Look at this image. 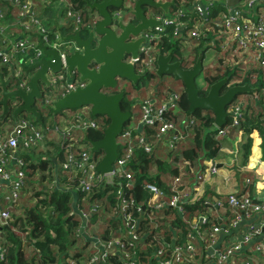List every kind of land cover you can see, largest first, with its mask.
I'll return each mask as SVG.
<instances>
[{"label":"built area","instance_id":"1","mask_svg":"<svg viewBox=\"0 0 264 264\" xmlns=\"http://www.w3.org/2000/svg\"><path fill=\"white\" fill-rule=\"evenodd\" d=\"M6 1L10 6L8 19H6L8 6L0 0V64L7 67V72L3 75L8 79V84L12 83L13 87L22 86L28 89V77L23 75L25 74L23 67L43 55V50L39 45L40 40L48 48H59L62 42L59 39L58 30L51 32L50 36L47 34L49 29L39 21L36 14L35 0ZM61 1L67 3L64 17L68 19L67 22L70 21L68 25L71 22L74 24L75 29L85 21V17L75 11L69 1ZM213 3L214 0H181L166 13L155 12L153 16L159 18L161 23L143 32L147 43L141 50L143 66L139 69L142 70L144 66L155 69L156 54L159 50L154 49L153 45L164 33L166 27L173 26L175 32L180 33L189 21H192L185 33L189 32L190 37H199L211 29V26L205 25L204 21L218 19L220 21L215 24L220 26L219 31L224 34L225 39L232 41L233 50L239 55L234 62L238 60L244 63L254 62L256 66L262 68L264 79V0H242L241 4L238 2L234 5L222 3L225 9L220 10L216 15H211ZM189 8L196 13L194 20L186 16ZM114 13L118 15L120 11ZM225 45L221 44L222 47ZM59 52L63 69L65 67L64 50L60 49ZM62 69L58 73L50 74L51 87L53 90H60L59 95L74 88L77 84H83L78 78L76 80L67 78ZM18 77H22L19 82H11L13 78ZM60 78L65 79L62 85L58 83ZM253 94L257 104L262 107L264 118V84ZM179 98L178 89L164 88L157 97L140 100V117L135 126H126L122 129L119 135L120 140H118L119 152L113 169L105 173L96 170L98 158H94L89 147H84L83 142H80L79 130L83 131L89 126L100 125L99 120L86 115V110L90 109L88 105L82 108L85 109L83 113L77 114L76 118L62 128L58 123L38 126L35 121L21 116L11 129L5 131V135L0 134V199H4L0 201V259L5 256L1 227L12 219L9 206H12L19 198L18 190L24 176L22 168L24 160L17 153L18 144L21 142L24 146L34 145L43 139L46 131L53 127L66 144L67 152L62 166L67 180L70 181L78 174L79 182L76 188L85 192H90L93 186L116 184V191L120 197L112 207L113 216L119 220V223L113 227L115 235L108 238L93 235L90 239L91 251L84 264H110L109 255H116L121 264H264V183L258 188L256 181L257 188L251 190L250 186L253 181L248 177L244 180V185L247 184L248 188L243 192L232 190L225 199L218 200L215 204L203 200L207 210L200 211L191 218L185 235L175 236L173 234L169 241L161 236H154L156 238L147 242L146 237L149 233L151 234V229L157 227L156 219L164 218L170 221L178 216L182 220L185 219V205L199 200L197 193L188 188L187 178L193 175V181L199 182L207 174L217 172L216 158L209 159L203 169H197L190 160L184 159L180 164V172L172 176L169 181V195H166L157 183L146 181L143 183V188L147 192L144 202L138 204L135 203L133 197L120 196L122 185L127 186L133 183L132 172L127 168V163L135 149L141 147L148 153L159 143L174 148L177 141L188 131V128L178 127V124L184 121L181 116L175 115L179 113ZM239 99L237 103L233 104L232 101L227 107L228 120L219 128L218 135H227L232 126H241L245 117L243 107L249 103V100L242 97ZM43 100L51 102L53 99L47 98L45 93ZM148 127L155 130L149 131ZM13 163L16 166H13ZM257 176L261 179L259 174ZM120 177L125 179V183L119 179ZM262 178L264 179V175ZM142 203L144 209L139 216H136L134 208L140 211ZM210 205L215 208L212 212L209 210ZM98 206L99 204L95 203L88 211L80 209L83 221ZM162 208H170L172 212L169 214L159 212ZM145 209L151 211L148 214V218L153 222L151 228L140 227V215ZM153 210H155L154 213H152ZM211 213H217V220L213 221L209 218ZM207 222L210 224L203 229L201 224ZM168 228L171 229V223H168ZM233 230L236 233L239 232L238 241L224 244L222 242L218 245L219 233L225 232L228 236H232ZM145 244L152 248V252L142 261L140 252L145 253L148 248H142ZM67 264L78 263L71 260Z\"/></svg>","mask_w":264,"mask_h":264},{"label":"trees","instance_id":"2","mask_svg":"<svg viewBox=\"0 0 264 264\" xmlns=\"http://www.w3.org/2000/svg\"><path fill=\"white\" fill-rule=\"evenodd\" d=\"M35 1V9L37 11L36 14L39 18V21L49 29L47 34L50 36L51 32L57 28L61 17L64 16L67 3H64L61 0ZM67 1H69L75 11L81 13L85 18L91 20L93 9H90L86 5V0ZM180 1L181 0H176L175 4L171 5L169 9L172 10ZM2 2L8 6V12L6 14V19H8L10 14V6L6 0H2ZM154 9V12L163 11L159 7H154ZM223 9H225V7L222 3L214 1L212 4L211 15H216L220 10ZM186 16L190 17L191 20H194L196 18V13L189 8L187 9ZM219 21L220 20L218 19L215 21L212 19L204 21V24L210 25L211 29L206 32L205 35L202 34L199 37L192 36L191 38H197L199 41L195 46H193L191 51L189 50L186 52L181 49L179 40L186 32V28H189L192 21H189L188 25H186V27H184L180 33L175 32L173 26H168L165 28L164 33H162L158 38V50L165 53L170 51L173 60L179 59L183 66H188L196 60L199 51H202L204 54V51L210 47L206 43L209 39H225L224 34H221L219 31L220 26L215 24V22L218 23ZM59 28L63 29L62 25H59ZM83 31L87 32L86 27H82L81 32L83 33ZM230 42V46L224 51L225 53L227 52L225 57L228 55L231 57L229 61L230 63L227 64V62H225L223 66H221L217 59L214 69L212 71L208 70L203 75V80L206 86L202 87L197 83L200 88V93L204 94L211 82L223 76H227L228 81L229 83L231 82V84L247 82L249 85L256 87V90H259L264 84L261 67H258L255 64L243 70L241 64H244V62L242 60L234 62V60L239 58V55L234 52V44L232 41ZM224 48H226V45ZM184 53H186V55ZM220 61L222 62V60ZM0 71L5 74L7 72V67L0 64ZM23 75L28 77V72L25 71V74L23 73ZM154 75H156L155 72L148 71L144 76H146L147 79H150ZM21 79L22 77L13 78L11 82L16 83ZM139 81H141V78L137 81V83H139ZM7 85L11 87L13 84L7 83ZM1 89L2 88L0 85V91ZM178 90L180 92V98L178 100L179 113H175V115L181 116V118L184 120L178 124V127H183V129L188 128V131L185 133L184 137L177 141L174 148H169L164 143H159L153 148L151 152L148 153L141 147L134 150L131 159L127 163V168L132 172L133 183L127 186L122 185V192L120 193V196L126 198L133 197L135 199V203L137 202L139 204L144 202L146 199L147 192L143 188V183L146 181H153L157 183L165 191L166 195H169V181L172 176L180 172V164L184 159L190 160L197 169H203L209 159L218 157L221 154V149L223 146L229 144L227 137L232 139L234 132H238L239 129L246 132L245 136L240 140L238 148L243 163L247 161V158L250 154L252 137L249 135L251 128L248 125L255 121L259 111L262 115V107L259 106V104L252 105L251 103H247L246 106L243 107V109H245V117L241 123V126H232L229 129L227 135H218V130L220 127L214 123L213 111L208 108L196 107L192 113H186L189 105L186 92L184 91V88L182 90ZM245 92L251 93L252 91ZM240 94L241 93L238 95ZM238 99L239 98L236 97L233 100V104L237 103ZM129 101L130 99L125 96L121 100V106L124 109L129 108ZM16 103H18V101L14 97L8 98L10 110L6 113L3 119H7V124L9 125L3 127L0 124V134L5 135V131L11 129L19 117H27L25 112L26 110L20 111L16 118L13 117L12 110L17 105ZM64 112L65 110L63 109L59 113L55 114V122L51 121L49 115H43L42 113L39 119H36L32 115L31 120L43 123L42 126L52 125L53 123H58L57 117H59L61 114H64ZM100 115H102L103 122L100 123L99 126H89L83 131L79 130L78 134L81 136V143L86 141L85 136L92 139H99L102 137L104 128L109 122V118L103 114L92 115V118H95L101 122ZM76 117L77 115L71 116L69 119H66V121H71ZM3 119L0 120V123ZM148 130L154 131L155 129L148 127ZM52 132H56L54 131L53 127L46 131L44 137ZM59 139L60 141H58L56 144L55 149L50 148L52 145L49 142H45L46 149L43 151L44 158L39 157L36 161L31 160L30 152L37 147L38 142H40L42 139L31 146H24L21 142L18 144L17 153L24 160V164L22 165L24 176L21 187L18 190L20 194L19 198H17L12 206H9V208L11 207L12 219L1 227V236L3 238L2 246L4 248L5 256L3 259H0V264H67L69 260H75L78 264H84L88 255L84 256L81 248H84L85 244L82 243L80 248H77L79 241L82 240L83 235L82 232L79 233V230L81 229V223L84 220L80 209L88 211L95 203H98L99 206L96 210H92L91 213H89L87 219L84 221L85 224H93L94 217L98 215L100 207L99 202H101L103 205V209H101V217L104 227L99 233L94 235H97L100 238H108L113 234L115 235L113 227L119 223V220L113 216L112 207L120 198L116 191V184H101L98 187L93 186L90 192H85L76 188V184L79 182V175L77 174L70 181H68V184H66L65 187H58L52 184L45 186L43 189V185H45L44 182H46L48 178L54 177L57 173L61 180H65V178H67L64 176L65 173L62 166V162L65 159L67 152L66 144L65 141H63L60 137ZM258 142L259 138L256 136L252 146V155L249 162L250 165H252L255 161ZM51 150L54 152L52 156H55V161L57 164L56 173L51 166H48V163L51 162ZM90 152L94 158L99 159L102 150H90ZM48 153L50 155H48ZM12 165L14 166L15 164L13 163ZM47 168L49 169V175H44V173H42L39 177L40 187L42 188L38 189L37 191H35L36 189L33 190L35 191V195L29 197L28 203H32L31 200L37 197L36 194H39L40 197L33 205L22 206L20 212H18L17 209L19 200L25 193L28 192L29 184L33 185V180L36 176V170L42 169L43 171ZM119 179L125 183V179L123 177H120ZM187 179L190 181V179H193V175ZM250 189L252 190V184ZM75 194L76 208L74 207L75 205H73ZM0 201H4V199L1 198ZM140 205V211L137 210L136 207L134 208V213L136 216H139V213H141L144 209L143 203ZM206 210L207 207L203 204V200H197L185 205L184 220L180 219L179 216L172 218L170 221L164 218L156 219L157 227H153L151 229V234L149 233V235L146 237L147 242L150 239L160 236L169 241L170 235L175 234V236H178L183 234V232L188 229L191 218L200 211ZM154 211L155 210H153L152 213H154ZM159 212H165L169 214L172 211L170 208H162L159 210ZM149 213H151L150 209H145L144 213L140 215L141 228H151L153 222L148 218ZM216 217L217 213L209 214V218H211L213 221L217 220ZM168 223H171V229L168 228ZM209 224L210 223L208 222L203 223L201 224V227L206 229ZM179 225H183V228L181 230H176ZM25 239L28 245L33 247L30 256L26 255L25 247L23 246ZM147 247V244L142 246V248ZM72 248L73 250L75 248L76 251H71ZM151 252V247H148L145 253L140 252V260L143 261L146 256H150ZM108 262L110 264H121L116 255H109Z\"/></svg>","mask_w":264,"mask_h":264},{"label":"water","instance_id":"3","mask_svg":"<svg viewBox=\"0 0 264 264\" xmlns=\"http://www.w3.org/2000/svg\"><path fill=\"white\" fill-rule=\"evenodd\" d=\"M229 5L236 4L239 0H214ZM176 0H135L131 13L137 22L126 21L125 18H117L110 11V7H121L123 0H86V5L93 9L92 16L96 20L89 26L87 33L80 29L75 31L60 29L58 27L61 42L68 41L72 48L64 51L65 67H62L60 49L46 47L39 42L43 55L33 63L23 67L28 72V89L22 86L9 87L7 78L0 71L1 98L3 106L0 112V120L10 110L8 98L14 97L18 103L12 110L13 117L26 110L39 119L41 110L35 105L40 100L44 108L51 113H59L63 109H75L83 105L90 107V113L103 114L109 118L103 135L99 139L85 136L91 151L101 149L102 153L96 162V170L109 172L118 156V137L129 122L131 110L121 106V100L125 96V90H113L121 81L129 80L135 83L140 77L136 71L135 61L138 59L142 45L147 43L143 35L145 30L153 28L161 23L155 16L145 12L144 4L159 7L164 13L168 12ZM141 56V54H140ZM204 54L199 51L196 60L188 66H183L179 59L173 60L170 51L156 54V74H172L175 79L181 80L189 102L186 113H192L196 107L208 108L213 111L214 123L221 127L227 122V107L239 93L255 91L256 87L249 83L231 84L227 76H223L211 82L207 91L202 94L197 85V77L203 69ZM62 69L67 78L76 77L83 81L51 102H44L46 90L51 87L50 74L58 73ZM255 128L259 137L258 161L264 166V121L257 115L255 121L248 125ZM76 197V194H75ZM76 207V205L74 206ZM85 222L81 223L83 232Z\"/></svg>","mask_w":264,"mask_h":264},{"label":"crops","instance_id":"4","mask_svg":"<svg viewBox=\"0 0 264 264\" xmlns=\"http://www.w3.org/2000/svg\"><path fill=\"white\" fill-rule=\"evenodd\" d=\"M238 2H240V4H241L242 0H239ZM64 18L65 17L62 16L60 20H62ZM66 20H68V19H66ZM68 23H70V21ZM73 29H74V27H73ZM206 43H210V45H213L214 48H212V49H214L216 58L218 59L219 62H221L220 60H222L223 63H225V62H227V64L230 63L229 61H230L231 57L229 55L225 57V55H227V52L226 53L224 52L230 46V44H231L230 40H227V39H209ZM222 43L226 44V48L221 46ZM150 95L153 97L154 96L157 97L156 89L154 90V92L152 94L150 93ZM84 111H85V109L78 110V108H76V109H65L64 114H61L59 116V119L65 123H68L69 121H66V119H69L71 116H75L77 114L83 113ZM102 122H103V120L101 118L100 123H102ZM245 134H246V132L244 130H241L239 132H234V135L232 136V140H233L232 144L229 143V144L223 146V148L221 149V151H223V154H220L218 157H216L217 172L207 174L199 182H194L193 181L194 178L190 179V181L188 180V183H187L188 187L197 193L199 200L200 199L201 200H208V203L210 202V203L215 204L216 201H218V200L221 201V200L225 199L226 195L229 192H231L232 190H238V191L243 192L245 189L248 188L247 184H246V186L244 185V180L246 177L250 178V180L253 181L252 182L253 183L252 184V190L253 189L255 190L257 188L255 186L256 181L258 184V188L262 187V185L264 183V179L262 178V176L264 175V166L258 161L259 151H258V153L256 151L257 156L255 158L254 163L252 165H250V163H249L250 157L252 155V146L254 144V139L256 136L258 137L257 131L255 128H251V131L249 132L250 136L252 137V145H251L250 154L247 158V161L245 163H243L242 158H241V154L238 151V148H239V142L245 136ZM58 141H60V139H59L58 134L56 132H52L49 135H47L46 137H44L40 142H38L37 147L34 148L30 152L31 153V160L36 161V160H38L39 157L44 158L43 151L46 149L45 142H49L52 145V146H50V148L55 149ZM50 154L48 153V155L51 156V162L48 163V166L49 167L51 166L53 168V170H55V173H56L57 164L55 161V156H52L54 154L53 150L50 151ZM41 170L42 169L36 170V173H35L36 176L33 180L34 188L37 187L38 185H40L39 177L41 174ZM250 170L255 171V177L259 174L261 176V179L253 178L250 175H248L247 173ZM43 171L49 172V169L47 168ZM47 178H48V176H47ZM47 183H49L50 185L53 184L54 186H58V187L59 186H62V187L66 186L64 184V182L59 178L58 173L54 177L48 178ZM37 199L38 198L35 197V198H33V200H31V202H35ZM75 200H76V197L73 200V205H76ZM209 210L212 212L213 210H215V208L212 205H210ZM218 210H220V209H218ZM221 212H222V210H221ZM99 217H101V216L97 215L96 217H94L92 228L89 229L91 231L89 233V234H91V236H93L94 235L93 233L97 230V223L96 222H97V219ZM182 228H183V225H179L178 229L181 230ZM187 230H185L183 232V234H180V235H185V232ZM231 233H233L232 236H228L227 233H225V232L219 233L218 240H217L218 245H221L222 242L224 244L225 242L232 243L234 241H238L239 232L236 233L235 230H233ZM170 236H169V239H170Z\"/></svg>","mask_w":264,"mask_h":264},{"label":"rangeland","instance_id":"5","mask_svg":"<svg viewBox=\"0 0 264 264\" xmlns=\"http://www.w3.org/2000/svg\"><path fill=\"white\" fill-rule=\"evenodd\" d=\"M131 1L132 0L125 1L123 6H121V14H122L121 17L122 18H126L127 14H128V8L126 7V5H130ZM148 12H149V10H148ZM66 19L67 18H64V19L60 20L61 22H59L57 28L54 29V30H58L59 25H62V28L65 29V30H71L72 27L65 26V24L68 23ZM85 23H86V20L84 22H82L80 25H84ZM73 26H74V24H73ZM67 27H70V29L67 28ZM83 34H85V31H83ZM198 41H199V39L191 38L189 32H187V33H184L183 36H181V38L179 40V45H180V47H181V49L183 51H185V52L189 51V50L191 51L193 46H195ZM207 44L209 46H211V47H208L204 51L203 69H202L200 75L197 77V83H198V85H200L202 87L206 86V84H205V82L203 80V75L208 70L212 71L214 69L215 64H216V60H217L216 55H215V51H214V49H212V48H214L213 45H210V43H207ZM58 47L61 50L65 51V50H68V49L72 48L73 45H69L68 41H64V42L62 41L61 45H59ZM153 48L154 49H159L156 42L154 43ZM184 54L186 55V53H184ZM192 56H193V52H192ZM220 64H221V66H223L224 63L220 62ZM252 65H255V63L254 62H248V63L241 64L243 70H245V68H247L249 66H252ZM72 79L76 80V77H73ZM145 80L146 81L143 84L139 81V83H137V85H134L133 82H131L129 80H123V81H121L120 85L117 86V87L123 88L124 90H127L128 93H129V96H130L129 109L131 110V114L132 115L130 117L129 122H127L125 124V127L126 126L133 127L137 123V121H138V119L140 117V113H139L140 99L145 96V94L150 90V88H154V90L156 89L157 95H160L162 93V89H164V88H173V89H181V90L184 88L183 83L181 82V80L175 79L172 74H168V73L161 74V75L156 74L150 79L145 78ZM64 82H65V79H63V78L58 79V83L60 85L64 84ZM60 85H59V87H60ZM11 87H13V85H11ZM252 92L254 93L255 91H252ZM252 92L251 93L243 92L240 95H237V97L238 98H241V97L242 98H247L249 100V103H251L252 105H255V104H257V101L254 100V98H253L254 94ZM59 93H60V90H58V89L57 90H53L52 87H50L49 90L48 89L46 90V97L50 98L52 100L55 97L59 96ZM125 94H126V97H127V93H125ZM0 95H1V91H0ZM151 97H153V96H151ZM35 105L37 106L38 109L41 110L43 115H49V117H50L52 122L56 121L55 114L51 113L47 109H45L40 100H37ZM85 106H87V105H83L81 107H78V110L82 109ZM25 112L27 114L26 116L28 118L32 119L31 112H29V111H25ZM86 115L89 116V117H93L92 114L90 113V109L89 108L86 110ZM100 118H102V115H100ZM57 121H58V125H59L60 128L67 126V123H65L62 120H60L59 117H57ZM7 123H8V120L7 119H3L0 124H1V126L5 127V126L9 125ZM36 123H37L38 126H42L43 125V123H41V122H36ZM118 140H120V136L118 137ZM227 140H228V143L232 144L233 140L230 137H227ZM82 144H83L84 147H89V143L86 142V141L84 143H82ZM221 154H223V151H221ZM256 156H257V153L255 154V158H256ZM42 173H44V175L45 174L49 175V172L41 170V174ZM247 174L250 175L253 178H258V176L255 177V171L254 170H250ZM62 181L64 182L65 185L68 184L67 178H65V180H62ZM187 182H188V180H187ZM44 183H45V185H43V189H44L45 186H49L50 185L49 183H47V180ZM41 188L42 187H40V185H38L37 187L34 188L33 185L29 184L28 192L25 193L19 200L17 211L20 212L22 206H24V205H33L36 201L32 202V203H28L29 197H32L33 195H35L34 194L35 191H37L38 189H41ZM34 189H36V190L33 191ZM36 195H37V198H39V194H36ZM99 203H100V207H99V211H98V216H101V209H103V205H102L101 202H99ZM96 223H97V230L93 234L99 233L104 227V224H103V221H102L101 217H99L97 219ZM90 228H92V224H90V225H88V223L85 224V229H84V232H83V235H82V240L79 241V244H78V247H77L79 249L80 246L82 245V243L85 244L84 248H81V251L83 252L84 256H87L90 253V251H91L90 239H91L92 236H91V234H89L91 232L89 230ZM23 246L25 247L26 255L30 256L31 255V251L33 250V247L28 245L26 239L23 242ZM71 251L75 252L76 249L74 248V250H73V248H72ZM70 261L71 260H69V262Z\"/></svg>","mask_w":264,"mask_h":264},{"label":"flooded vegetation","instance_id":"6","mask_svg":"<svg viewBox=\"0 0 264 264\" xmlns=\"http://www.w3.org/2000/svg\"><path fill=\"white\" fill-rule=\"evenodd\" d=\"M125 1H127V0H123V4H124V2ZM134 3H135V0H132L131 1V3H130V5H126V7L128 8V14H127V16H126V21H128V20H130V21H133V22H137V20L135 19V17H134V15L130 12L131 11V9L133 8V6H134ZM123 4L121 5V6H123ZM144 6V8H145V12L148 14V15H152L153 16V14L155 13L154 12V7L155 6H151V5H149V4H144L143 5ZM149 10V12H148V10ZM120 11V14H115L114 12L115 11ZM110 11L111 12H113V14L114 15H117L118 17L117 18H121V7H110ZM90 16V15H89ZM96 16H92L91 15V20H89L88 18H85V20H86V23L84 24V25H79L78 27H76L75 29H73V23L71 22V24L70 25H68V23H66L65 25H68V26H70V27H72V29H71V31H75L76 29H80V30H82V27H86V29H87V31H88V28H89V26H91L92 24H93V22L96 20ZM70 27H67V28H69L70 29ZM85 33H87V32H85ZM156 43H158V40H156L155 41ZM142 47H143V45L141 46V49H142ZM141 51V50H140ZM140 54H141V52L139 53V56H138V59L135 61V67H136V71L138 72V73H140L141 75H140V77L138 78V80L141 78V83L143 84L146 80H145V78H146V76H144L148 71H153V72H155V69H156V60H155V69L154 70H152V69H150V68H147L146 66H144L143 68H142V70H140L139 68L141 67V66H143V64H141L142 63V58H141V56H140ZM156 74V73H155ZM137 80V81H138ZM137 81L135 82V83H133L134 85H137ZM83 82V81H82ZM84 83V82H83ZM140 83V84H141ZM119 89H123V88H120V87H117V88H114L113 90H109V92H113V91H116V90H119ZM154 92V88H150V90L145 94V96L144 97H142L141 99H143V98H147V97H151V95H150V93L152 94ZM125 93H127V98L128 99H130V96H129V93H128V91L127 90H125ZM125 96H126V94H125ZM124 96V97H125ZM0 98H1V96H0ZM140 99V100H141ZM17 104V103H16ZM15 104V105H16ZM2 109H3V106L1 105L0 106V112L2 111ZM258 115H259V117L264 121V118L262 117V115H261V113H260V111L258 112Z\"/></svg>","mask_w":264,"mask_h":264},{"label":"bare ground","instance_id":"7","mask_svg":"<svg viewBox=\"0 0 264 264\" xmlns=\"http://www.w3.org/2000/svg\"><path fill=\"white\" fill-rule=\"evenodd\" d=\"M256 151H257V153H258V147H257Z\"/></svg>","mask_w":264,"mask_h":264}]
</instances>
